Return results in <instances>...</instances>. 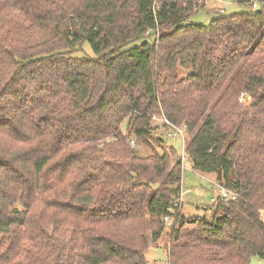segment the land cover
Here are the masks:
<instances>
[{"label":"trees","instance_id":"obj_1","mask_svg":"<svg viewBox=\"0 0 264 264\" xmlns=\"http://www.w3.org/2000/svg\"><path fill=\"white\" fill-rule=\"evenodd\" d=\"M206 1L0 0V264H147L164 236L167 264L264 260V0L190 23ZM157 116L237 193L210 222Z\"/></svg>","mask_w":264,"mask_h":264},{"label":"rangeland","instance_id":"obj_2","mask_svg":"<svg viewBox=\"0 0 264 264\" xmlns=\"http://www.w3.org/2000/svg\"><path fill=\"white\" fill-rule=\"evenodd\" d=\"M202 8L200 11L197 10L198 12L190 18V23L207 25L217 16L240 14L247 10V7L239 6L235 0H208ZM82 49L88 56L92 55L87 45H84ZM78 55L82 56L81 54ZM179 76L185 77L186 72H180ZM242 103H247V99H243ZM162 120V117L157 116L154 117L153 122L160 126H158L159 134L166 140L167 148L172 147L177 154L174 160L180 159L181 161V158L186 157L184 150L192 136L186 134L184 128H180L183 131L180 135L176 134L177 131L171 130V126L165 130V128L161 127V124H163ZM137 150L141 156L149 154V151L144 146L138 147ZM180 192L181 211L180 207L178 209V213L181 212L180 215L189 220H205L206 222L212 220L213 204L210 200L218 192V184L211 176L192 170L186 158L184 169L181 170ZM166 240L168 239L164 236L156 244H150L145 253L147 264H167ZM250 264H264V260L253 257L250 260Z\"/></svg>","mask_w":264,"mask_h":264},{"label":"built area","instance_id":"obj_3","mask_svg":"<svg viewBox=\"0 0 264 264\" xmlns=\"http://www.w3.org/2000/svg\"><path fill=\"white\" fill-rule=\"evenodd\" d=\"M252 7L255 8L256 5L253 4ZM162 122L165 124H168L166 122V120H164V119L162 120ZM171 127H172L171 130H173L174 132L177 131L176 134L180 135L181 132H183L182 129H180V128H175L173 126H171ZM130 144H131L132 148L136 147L135 141L132 140L130 142ZM184 160H185V157H183V159H182V169H184V163H183ZM237 198H238V195L236 192H233V191H230V190H227V189H224V188L218 186V192L215 194L214 197L211 198L210 201H211V203H215L217 200L235 201ZM164 222L166 223V226H168L169 228H173L174 223L170 222L169 218H167V217L164 218Z\"/></svg>","mask_w":264,"mask_h":264}]
</instances>
